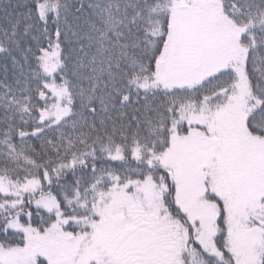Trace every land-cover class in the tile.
<instances>
[{
  "label": "snow or ice",
  "instance_id": "1",
  "mask_svg": "<svg viewBox=\"0 0 264 264\" xmlns=\"http://www.w3.org/2000/svg\"><path fill=\"white\" fill-rule=\"evenodd\" d=\"M0 264H264V0H0Z\"/></svg>",
  "mask_w": 264,
  "mask_h": 264
}]
</instances>
